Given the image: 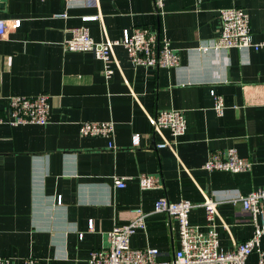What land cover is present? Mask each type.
Instances as JSON below:
<instances>
[{
  "label": "crops",
  "instance_id": "crops-1",
  "mask_svg": "<svg viewBox=\"0 0 264 264\" xmlns=\"http://www.w3.org/2000/svg\"><path fill=\"white\" fill-rule=\"evenodd\" d=\"M231 7L247 12L254 40L263 41L264 0H165L159 17L152 0H99L106 33L98 21L81 20L96 8H72L61 19L54 17L66 10L61 0L6 1L0 18L15 20V26L0 37V112L9 114L12 97L39 94L49 96L50 111L45 125H0L1 257L87 264L90 252L105 246V234L139 207L146 227L130 245L170 258L179 246L177 225L154 212V203L166 197L198 204L201 190L224 199L215 218L221 248L231 250L252 235L247 216L229 199L264 189V49H196L218 36L219 11ZM81 26L98 42L147 27L170 42L179 64L135 68L116 45L106 79L103 63L91 53L63 49L69 30ZM211 89L223 98L221 116L213 110ZM169 109L181 110L187 123L174 152L157 149L161 138L148 119ZM85 122H112L113 136L84 137L79 127ZM135 134L139 143L133 147ZM163 134L172 139L167 130ZM231 147L250 161L249 170L201 168L209 153ZM141 174L158 176L161 186L141 191ZM114 177H124L125 187L116 188ZM189 220L205 229L202 208L195 207ZM257 258L253 253L246 264Z\"/></svg>",
  "mask_w": 264,
  "mask_h": 264
},
{
  "label": "built area",
  "instance_id": "built-area-1",
  "mask_svg": "<svg viewBox=\"0 0 264 264\" xmlns=\"http://www.w3.org/2000/svg\"><path fill=\"white\" fill-rule=\"evenodd\" d=\"M65 3L66 10L54 13V17L68 19V10L75 8H96L94 15L81 17L82 22L98 21L103 33L106 28L103 17L99 11V0H61ZM154 12L159 17L165 5V0H152ZM220 30L218 36L208 44L199 46L198 50H252L264 49V40L255 41L250 28L247 12L240 7H231L219 11ZM15 26V20L0 18V37L5 36ZM69 37L64 40L63 49L69 52H89L103 63L104 76L108 79L112 73L113 48L122 46L131 65L135 68H164L172 69L178 66L179 56L172 48L170 42L158 36L147 27L124 30L119 39H104L95 41L89 28L81 26L69 30ZM213 98V110L221 116L224 109L223 98L210 90ZM49 96L39 94L34 97H12L9 101V114L0 112V125L11 126L35 124L45 125L49 122ZM152 131L161 138L157 149L168 148L175 151L179 137L187 129L184 113L178 109L159 111L148 117ZM167 130L172 137L167 139L163 131ZM79 133L84 137H103L110 139L114 133L112 122H85L79 127ZM139 143L137 134L132 137V146ZM108 148L113 149L109 140ZM250 161L239 156L233 147L209 153L202 165L207 172L225 171L240 173L249 170ZM113 184L116 188L125 187L124 177H114ZM138 186L141 191L157 189L161 180L156 175L141 174L138 177ZM203 200L201 203H192L186 200L172 202L166 197L159 198L154 203V212L163 213L177 225L178 248L173 251L170 258H163V253L158 249L145 246L133 248L130 245L131 237L137 230H145V213L139 207L131 209L130 218L126 224L115 225L105 234V246L93 250L89 254L87 264H246L253 253L257 254V263L264 264V249L261 239L264 235V189L250 191L246 195L235 193L229 200L233 205L240 207L241 213L247 216L252 225V235L238 243H234L231 250H224L219 243L215 218L217 207L224 200L217 193L201 190ZM61 198L58 197L57 205ZM195 207L204 210L205 229L192 225L189 220L191 211ZM90 222L89 229L93 230ZM82 238V234L79 235ZM0 264H43L35 257H26L14 262L11 258L1 257Z\"/></svg>",
  "mask_w": 264,
  "mask_h": 264
},
{
  "label": "water",
  "instance_id": "water-1",
  "mask_svg": "<svg viewBox=\"0 0 264 264\" xmlns=\"http://www.w3.org/2000/svg\"><path fill=\"white\" fill-rule=\"evenodd\" d=\"M7 0H0V11L5 9Z\"/></svg>",
  "mask_w": 264,
  "mask_h": 264
}]
</instances>
